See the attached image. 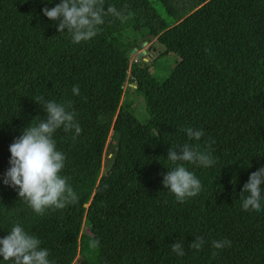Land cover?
<instances>
[{
  "label": "trees",
  "instance_id": "obj_1",
  "mask_svg": "<svg viewBox=\"0 0 264 264\" xmlns=\"http://www.w3.org/2000/svg\"><path fill=\"white\" fill-rule=\"evenodd\" d=\"M60 3L0 0V238L20 224L50 264H264V199L257 212L241 198L264 166V0H105L129 18L105 16L98 35L80 44L43 14ZM130 31L152 44L135 61L137 44L121 40ZM170 55L179 62L160 82L152 63ZM128 82L137 103L123 102ZM39 96L70 101L81 128L53 134L66 158L60 174L78 200L43 216L3 182L10 145L47 116ZM187 128L204 135L190 141ZM185 143L210 145L215 163L184 165L202 188L179 203L163 178L174 167L169 149ZM196 237L205 242L199 251L190 247ZM223 240L231 245L212 246Z\"/></svg>",
  "mask_w": 264,
  "mask_h": 264
},
{
  "label": "clouds",
  "instance_id": "obj_2",
  "mask_svg": "<svg viewBox=\"0 0 264 264\" xmlns=\"http://www.w3.org/2000/svg\"><path fill=\"white\" fill-rule=\"evenodd\" d=\"M104 4L105 0H61L56 7L45 8L43 14L49 20L57 22L56 27L60 33L66 30L71 36L72 43L80 44L98 35L100 26L105 22V16L111 15L121 22H126L129 18L114 6L105 9ZM72 91L74 95H79L78 86ZM35 101L38 104L43 103L47 116L43 120L38 117L39 122L23 129L21 136L10 145V168L3 182L18 190L20 200L37 215L43 216L46 210L64 209L78 200L67 178L60 174L65 167L66 158L56 150L53 134L62 128L66 133L74 131L75 136H79L81 128L75 120V111L69 110L72 108L70 101L61 104L45 100L43 96L36 97ZM183 131L190 141H199L204 135L202 130L192 128ZM167 160L174 167L164 176L163 186L179 203L196 197L202 188L198 178L184 165L191 163L207 168L215 163L210 145L208 150H200L189 143H185L179 150L171 147ZM262 186H264V166L253 172L244 185L241 193L244 210L257 212L261 210V200L264 199ZM204 243L203 238L196 237L190 247L199 251ZM40 245L41 241L38 238L29 235L20 224H16L6 237L0 238V257L10 264H50L48 250L42 249ZM230 245L229 240L212 242V246L216 249ZM171 247L178 256L185 255L182 243L176 242ZM213 255L216 253L214 252Z\"/></svg>",
  "mask_w": 264,
  "mask_h": 264
},
{
  "label": "rangeland",
  "instance_id": "obj_3",
  "mask_svg": "<svg viewBox=\"0 0 264 264\" xmlns=\"http://www.w3.org/2000/svg\"><path fill=\"white\" fill-rule=\"evenodd\" d=\"M152 1L154 2V0H152ZM242 1H244V0H233V2L236 4H239ZM156 5L160 9V11L164 13L163 6L159 3H156ZM182 9H183V7H181V6L178 7V10H182ZM216 10H218L219 13L221 14L218 6H216ZM139 37H141V36L138 34L135 35L131 31L127 32L126 34L122 35V37H121V40L124 43L134 42L137 44L138 47L136 48V52H135V54H132V57H131V59L133 61H135L138 56H142V57L147 56L149 54L151 46H152V44H148V43H147V45H144L145 43L143 42L142 39L140 40ZM145 61H148V59H146ZM178 62H179V59L176 55H170V56L161 58L159 60L153 61V63H152L153 64V73L156 75L157 79L160 82H163L166 79V77L170 75V73L173 71V69L175 68V66ZM134 88L135 87L130 82L126 83V85H125V96L123 98V102L137 103L139 101L138 95L134 92ZM138 108H139L140 113H137V118L140 120V122L142 124H145L148 120V115L146 112L145 104H144V107L139 106ZM107 154L108 153L106 152L105 156H104V164H106L107 160L111 157V156H108ZM105 172H106V169L104 167L102 174L104 175Z\"/></svg>",
  "mask_w": 264,
  "mask_h": 264
},
{
  "label": "water",
  "instance_id": "obj_4",
  "mask_svg": "<svg viewBox=\"0 0 264 264\" xmlns=\"http://www.w3.org/2000/svg\"><path fill=\"white\" fill-rule=\"evenodd\" d=\"M144 45H147V43H145ZM136 50L133 51V54H135Z\"/></svg>",
  "mask_w": 264,
  "mask_h": 264
}]
</instances>
